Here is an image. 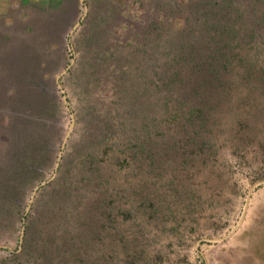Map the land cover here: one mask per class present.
Here are the masks:
<instances>
[{
    "label": "rangeland",
    "instance_id": "1",
    "mask_svg": "<svg viewBox=\"0 0 264 264\" xmlns=\"http://www.w3.org/2000/svg\"><path fill=\"white\" fill-rule=\"evenodd\" d=\"M0 245L264 264V0H0Z\"/></svg>",
    "mask_w": 264,
    "mask_h": 264
},
{
    "label": "water",
    "instance_id": "2",
    "mask_svg": "<svg viewBox=\"0 0 264 264\" xmlns=\"http://www.w3.org/2000/svg\"><path fill=\"white\" fill-rule=\"evenodd\" d=\"M80 3H81L82 5H85V0H80ZM85 17H86V14H84V15L82 16L81 19H85ZM80 24H81V20H78V21L76 22V24L74 25L73 30H76ZM65 101H66V97H65ZM72 125H73V124H72ZM69 133H70V129L66 132V135H65V138H64V144H63L64 146H65V144H66V142H67V140H68ZM60 158H61V156H60ZM38 188H39V185L36 186L35 189L37 190ZM36 190H35L34 194L36 193ZM24 229H25V227H23V231H24ZM22 238H23V234H22ZM0 247H3V245H0Z\"/></svg>",
    "mask_w": 264,
    "mask_h": 264
},
{
    "label": "bare ground",
    "instance_id": "3",
    "mask_svg": "<svg viewBox=\"0 0 264 264\" xmlns=\"http://www.w3.org/2000/svg\"><path fill=\"white\" fill-rule=\"evenodd\" d=\"M76 24V23H75Z\"/></svg>",
    "mask_w": 264,
    "mask_h": 264
}]
</instances>
